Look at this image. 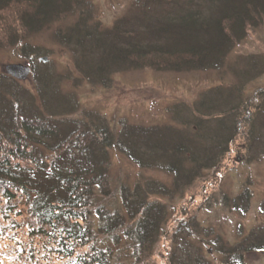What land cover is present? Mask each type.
Masks as SVG:
<instances>
[{"label": "trees", "instance_id": "obj_1", "mask_svg": "<svg viewBox=\"0 0 264 264\" xmlns=\"http://www.w3.org/2000/svg\"><path fill=\"white\" fill-rule=\"evenodd\" d=\"M89 8L86 0H0V48L27 59L32 86L0 74V264H174L180 239L204 243L198 211L250 208L249 177L233 195L216 185L236 140L253 145L264 115V86L248 96L241 89L264 74V46L230 60L264 26V0H134L109 25ZM47 28L72 54L75 74L48 71V50L25 39ZM149 67L218 70L232 81L167 106L170 122L160 125L78 109L74 88L84 82L109 87L118 73ZM110 151L170 180H120L114 189ZM253 228L217 246L221 264L264 251V228Z\"/></svg>", "mask_w": 264, "mask_h": 264}, {"label": "rangeland", "instance_id": "obj_2", "mask_svg": "<svg viewBox=\"0 0 264 264\" xmlns=\"http://www.w3.org/2000/svg\"><path fill=\"white\" fill-rule=\"evenodd\" d=\"M86 1L90 7L89 12L91 10L92 14L104 25L111 24L115 17L131 9L134 2V0ZM64 25H66L65 22L59 26ZM253 34L251 38L249 37L234 48L230 56L231 61L239 54L256 52L264 46V26L257 31V34ZM25 39L34 45L40 44L48 50L46 57L41 56L42 62L48 65V71L53 74H60L63 71L75 74L71 64L72 54L65 46L54 40L49 28L30 34ZM26 61L27 59L15 54L11 48H0V74L7 76L4 77L7 80L16 78L19 83L25 82L26 86H31L30 67ZM15 63H21L23 66L20 64L19 68L13 67L12 77L9 75L8 66ZM39 65L43 68L41 64ZM231 78L228 72L221 74L218 70L212 69L178 72L157 71L149 67L118 73L109 87L91 86L84 82L74 89L80 111L83 109L98 111L109 121H115L121 117L136 124L160 125L170 122V115L166 113L167 106L175 102L191 104L202 91L218 84L227 85L232 81ZM62 84L64 88L72 89L67 85L68 83L62 82ZM261 86H264V74L250 82H245L241 89L243 94L248 96L257 90L256 87L261 88ZM261 115L257 122V139L250 147L243 143L245 136L236 140L230 156L231 169L221 173V178L218 179L219 182L216 185V188L222 189L226 194L233 195L237 193L243 181L249 177L252 181L250 190L253 194L250 208L244 216L230 213L221 206L216 208L213 205L209 210L204 209L200 213L198 211L197 220L200 229H197V233L204 238V243H200L194 236L180 239V244L173 248L175 249L174 264H195V258L204 259L206 262L209 260L210 264H221L222 259L216 251L219 244H232L239 241L252 227L253 229L264 228V213L258 210L260 203L264 200V115ZM110 152L109 174H111V185L114 189L120 180L131 185L137 180L142 182L144 178H157L163 182L170 180L168 174L158 169H141L135 163L129 162L122 154L115 151ZM193 192H196L195 187L189 188L185 195L188 196ZM199 199L200 196H197L195 201ZM115 202L120 205L119 200L113 203ZM201 226L205 227L204 230ZM239 228L242 230L239 231ZM210 229L212 233H209ZM246 257L245 264H264V251L249 253Z\"/></svg>", "mask_w": 264, "mask_h": 264}, {"label": "water", "instance_id": "obj_3", "mask_svg": "<svg viewBox=\"0 0 264 264\" xmlns=\"http://www.w3.org/2000/svg\"><path fill=\"white\" fill-rule=\"evenodd\" d=\"M18 66H20V65H17V64H15V65H9L8 67H9L10 69L8 70V72H9L10 74H12V71H11V70H13L12 68H13V67H17V68H19ZM20 68L24 69L23 67H20ZM26 69H28V68H26Z\"/></svg>", "mask_w": 264, "mask_h": 264}]
</instances>
